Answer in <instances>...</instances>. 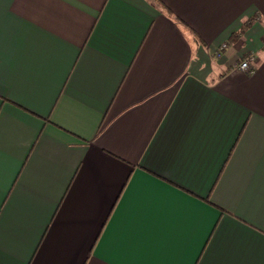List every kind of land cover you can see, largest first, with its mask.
I'll return each mask as SVG.
<instances>
[{
  "label": "crops",
  "instance_id": "crops-1",
  "mask_svg": "<svg viewBox=\"0 0 264 264\" xmlns=\"http://www.w3.org/2000/svg\"><path fill=\"white\" fill-rule=\"evenodd\" d=\"M0 264H264V0H0Z\"/></svg>",
  "mask_w": 264,
  "mask_h": 264
},
{
  "label": "built area",
  "instance_id": "built-area-1",
  "mask_svg": "<svg viewBox=\"0 0 264 264\" xmlns=\"http://www.w3.org/2000/svg\"><path fill=\"white\" fill-rule=\"evenodd\" d=\"M254 60V57L252 55H249L245 59H243L241 62H239L236 65V68L245 72V73H251L254 70V65L252 64Z\"/></svg>",
  "mask_w": 264,
  "mask_h": 264
},
{
  "label": "trees",
  "instance_id": "trees-1",
  "mask_svg": "<svg viewBox=\"0 0 264 264\" xmlns=\"http://www.w3.org/2000/svg\"><path fill=\"white\" fill-rule=\"evenodd\" d=\"M244 28V27H243ZM243 28L241 30H243Z\"/></svg>",
  "mask_w": 264,
  "mask_h": 264
}]
</instances>
